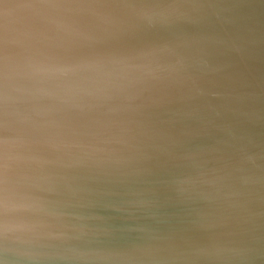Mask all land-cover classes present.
<instances>
[{"label":"water","instance_id":"obj_1","mask_svg":"<svg viewBox=\"0 0 264 264\" xmlns=\"http://www.w3.org/2000/svg\"><path fill=\"white\" fill-rule=\"evenodd\" d=\"M29 59L99 63L59 100ZM5 138L37 264H264V0H0Z\"/></svg>","mask_w":264,"mask_h":264},{"label":"clouds","instance_id":"obj_2","mask_svg":"<svg viewBox=\"0 0 264 264\" xmlns=\"http://www.w3.org/2000/svg\"><path fill=\"white\" fill-rule=\"evenodd\" d=\"M150 15V13H145ZM99 62L65 64L47 59H29L22 67V74L40 81L52 82L51 88L41 89V93L54 99L67 100L84 90V86L73 79L76 73L92 69ZM22 138L0 141L3 164L0 165V238L12 240L21 247L17 251L20 264H37L40 260L33 245L45 234L42 217L47 213L45 203L34 191L25 190L19 183L9 179L10 162L19 156L23 147Z\"/></svg>","mask_w":264,"mask_h":264}]
</instances>
